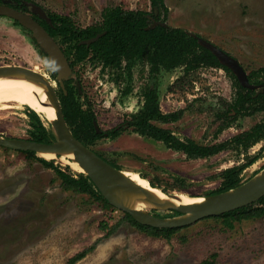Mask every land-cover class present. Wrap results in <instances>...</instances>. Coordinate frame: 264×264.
<instances>
[{
	"label": "rangeland",
	"instance_id": "obj_1",
	"mask_svg": "<svg viewBox=\"0 0 264 264\" xmlns=\"http://www.w3.org/2000/svg\"><path fill=\"white\" fill-rule=\"evenodd\" d=\"M31 1L69 16L82 28L100 21L108 6L151 9L149 0ZM165 5L167 25L211 42L235 57L247 74L264 69V0H165ZM28 32L32 35L14 19L0 15V66L30 69L44 75L55 91L64 89V81L61 86L50 75L39 45ZM130 74L127 80L125 70L90 61L71 69L69 78L76 79L81 109L90 108L101 130L120 126L137 112L143 105L146 85L156 88L163 113L183 111L179 120L159 124L181 139L202 144L222 142L249 129L263 115H240L230 120L229 126L221 127L227 104L235 99L236 85L219 67L186 72L181 65L171 71L160 69L151 78L149 65L136 62ZM27 107L13 102L0 104V136L30 140ZM38 116L51 130V123ZM263 144L264 140L246 152L234 147L207 158L189 159L126 128L118 137L101 138L89 147L117 169L136 172L168 192L196 198L219 187L222 170L239 165ZM22 151L0 146V264H65L70 256L94 244L95 248L76 264H202L204 260L211 264H264V218L235 222L232 229L221 220L203 218L169 240L146 235L123 221L112 235L104 237L101 221L111 226L120 221L122 211L63 189L54 170ZM52 160L55 165H66ZM263 167L264 150L242 171L241 181ZM151 212L163 217L176 215L173 211Z\"/></svg>",
	"mask_w": 264,
	"mask_h": 264
},
{
	"label": "trees",
	"instance_id": "obj_2",
	"mask_svg": "<svg viewBox=\"0 0 264 264\" xmlns=\"http://www.w3.org/2000/svg\"><path fill=\"white\" fill-rule=\"evenodd\" d=\"M4 1H7L6 4L10 7L30 14L44 27L61 47L72 70L85 61H90L101 64L102 67L125 70L127 80H129L131 67L136 62L149 65L151 78H154L160 69L171 71L181 65L185 66L186 72L206 66L219 67L234 78L236 85L235 99L227 104L221 127L229 126L230 120L240 115L263 114L261 120L249 129L222 142L202 144L191 138L181 139L171 130L159 124L179 120L183 111L163 113L160 109L156 88L146 85L143 91V105L137 112L130 115L129 119H125L122 125L97 133L93 125L95 115L90 111V108L81 109L77 100L78 89L75 80L70 77L64 81V89L59 87L56 94L66 124L75 138L85 146L89 147L105 136L114 139L128 128L141 136L163 143L167 148L183 153L189 159H203L234 147L246 152L256 143L264 140V69L247 74L248 81L253 85L261 84L262 89L255 90L241 86L231 71L222 65L211 51L198 43L197 35L166 24L168 8L165 5V0H149L151 8L149 11L125 10L121 6L105 7L101 12L100 21L84 28L77 26L69 16L48 11L31 0H0V4ZM32 7L41 9L45 17H39L33 12ZM154 22H159V24L150 27ZM28 34L31 36L32 42L38 46L30 32ZM97 34H101V36L88 46L79 44L81 40L92 38ZM39 49L47 70L56 79L55 69L49 62L47 54L40 47ZM260 76H263L262 80H259ZM127 89L128 85L125 86L124 92H127ZM27 113L32 127L29 133L30 140L50 143L53 140L51 130L43 124L34 110L27 107ZM231 114L234 116L232 117ZM263 150L264 144L257 153L246 155L244 161L239 165L222 170L219 173L221 178L219 187L208 195L226 191L242 183L240 177L242 171L254 164ZM22 152L39 161L45 168L54 170L63 189L88 195L92 201L100 203L105 208L114 209V206L101 195L94 183L83 173L73 172L68 165L63 167L55 165L52 159L46 160L39 157L34 151L25 150ZM98 155L105 159L100 153ZM148 182L152 187L158 188L150 181ZM161 190L168 193L165 189ZM173 213L178 214L176 211ZM207 218L221 220L224 226L229 229L233 228L235 222L262 219L264 218V196L246 206ZM123 221L129 222L146 235L165 240H169L178 231L188 226L158 228L144 225L134 220L129 213L122 211L120 221L111 226L101 221L100 228L104 231V237L112 235ZM94 248L95 244L82 249L70 256L65 264H76ZM202 264H211V262L204 260Z\"/></svg>",
	"mask_w": 264,
	"mask_h": 264
},
{
	"label": "water",
	"instance_id": "obj_3",
	"mask_svg": "<svg viewBox=\"0 0 264 264\" xmlns=\"http://www.w3.org/2000/svg\"><path fill=\"white\" fill-rule=\"evenodd\" d=\"M6 3L7 1H4L0 4V15L8 16L24 28L31 30L32 37L47 54L49 62L53 65L57 82L63 86V81L67 80L71 74V68L61 47L30 14L10 7ZM32 10L39 17H45L41 9L32 7ZM156 24L159 22L152 23L150 27ZM100 36L101 34H97L92 38L81 40L79 44L88 46ZM196 39L202 47L211 51L218 61L236 76L241 86L249 89L257 87L248 81L246 71L235 57L199 36H196ZM0 78L16 79L43 86L47 93L49 107L54 112V119L50 121L53 135V140L50 143L0 136V146L24 151L31 150L37 155L38 153H53L58 156L73 153V161L81 169L77 172L87 176L112 206L129 213L134 220L141 224L158 228L187 226L203 218L246 206L264 196L263 167L238 186L226 191L202 197H192L194 200L191 201L164 202L127 178L123 175L122 170L111 165L92 148L85 146L75 138L66 124L56 91L44 75L21 66L3 65L0 66ZM93 125L95 131L100 133L96 120L93 121ZM126 192H133L148 199L150 205L144 209L132 207L126 200ZM152 210L176 211L178 214L163 217L152 213Z\"/></svg>",
	"mask_w": 264,
	"mask_h": 264
},
{
	"label": "bare ground",
	"instance_id": "obj_4",
	"mask_svg": "<svg viewBox=\"0 0 264 264\" xmlns=\"http://www.w3.org/2000/svg\"><path fill=\"white\" fill-rule=\"evenodd\" d=\"M17 103L26 105L36 113L44 117L48 122L54 119V112L49 107V101L46 90L43 86L26 81L0 78V104ZM40 157L51 160L56 159L60 163L68 165L70 168L80 171V167L73 161L74 154L54 155L53 153H38ZM123 175L132 180L137 185L145 188L158 199L173 203L178 201H191L192 197L185 196L181 193L163 192L161 189L152 187L148 180L136 172L123 171ZM126 200L132 207L144 209L150 205V201L133 192H126Z\"/></svg>",
	"mask_w": 264,
	"mask_h": 264
},
{
	"label": "flooded vegetation",
	"instance_id": "obj_5",
	"mask_svg": "<svg viewBox=\"0 0 264 264\" xmlns=\"http://www.w3.org/2000/svg\"><path fill=\"white\" fill-rule=\"evenodd\" d=\"M232 73V72H231ZM247 73V72H246ZM233 74V73H232ZM234 75V74H233ZM235 76V75H234ZM236 77V76H235ZM72 79H74L75 80V85H77L76 83V79H75V77L73 76L72 77ZM237 79V78H236ZM238 81V80H237ZM253 85V84H252ZM255 86H257L256 88H254L255 90H259V89H262V85L261 84H258V85H255ZM78 89V88H77ZM100 129V128H99ZM101 131H105V130H101L100 129V132ZM102 138H106V136L105 137H102ZM96 153H97V151H95ZM98 154V153H97ZM111 164V163H110ZM112 165V164H111ZM114 166V165H113ZM115 167V166H114Z\"/></svg>",
	"mask_w": 264,
	"mask_h": 264
}]
</instances>
